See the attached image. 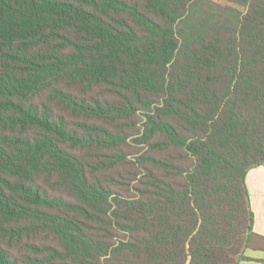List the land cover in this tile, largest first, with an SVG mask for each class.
Masks as SVG:
<instances>
[{
	"label": "trees",
	"instance_id": "trees-1",
	"mask_svg": "<svg viewBox=\"0 0 264 264\" xmlns=\"http://www.w3.org/2000/svg\"><path fill=\"white\" fill-rule=\"evenodd\" d=\"M264 0H0V264H238L264 251Z\"/></svg>",
	"mask_w": 264,
	"mask_h": 264
},
{
	"label": "crops",
	"instance_id": "crops-1",
	"mask_svg": "<svg viewBox=\"0 0 264 264\" xmlns=\"http://www.w3.org/2000/svg\"><path fill=\"white\" fill-rule=\"evenodd\" d=\"M253 213V231L264 236V165L250 168L245 176ZM253 258L264 259V251H250ZM238 264H264L262 261L242 260Z\"/></svg>",
	"mask_w": 264,
	"mask_h": 264
}]
</instances>
